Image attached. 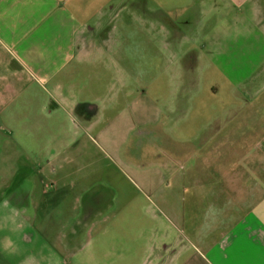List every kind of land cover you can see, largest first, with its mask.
Instances as JSON below:
<instances>
[{
	"label": "rangeland",
	"instance_id": "rangeland-1",
	"mask_svg": "<svg viewBox=\"0 0 264 264\" xmlns=\"http://www.w3.org/2000/svg\"><path fill=\"white\" fill-rule=\"evenodd\" d=\"M75 1L78 14L66 22L83 25L88 41L77 49L81 77L71 81L68 98L96 106L99 132L81 147L85 162L54 173L58 161L45 162L33 218L0 208V264H156L169 256L168 264H264V155L253 131L264 120L257 92L264 89V0ZM181 16L186 27L170 43L155 27ZM203 43H211L212 57L194 75L186 62L194 64L195 53H185ZM185 70L193 76L184 112L174 89ZM156 124L159 137L190 145L183 156L135 170L117 158L126 138ZM115 156L120 176L111 171ZM91 157L92 177L80 184L76 170ZM96 184L114 189V207L73 254L64 234L80 214V195ZM189 216L201 218L204 240Z\"/></svg>",
	"mask_w": 264,
	"mask_h": 264
},
{
	"label": "crops",
	"instance_id": "crops-1",
	"mask_svg": "<svg viewBox=\"0 0 264 264\" xmlns=\"http://www.w3.org/2000/svg\"><path fill=\"white\" fill-rule=\"evenodd\" d=\"M77 14L75 0H0V208L17 216L36 215L30 208L34 207L35 182L44 176L40 170L45 162L58 161L51 164L49 173L74 162H85L81 147L91 143L94 139L91 136L99 132L96 120L77 119L78 105L68 98L74 95L71 81L81 77L78 69L82 62L77 49L81 50L84 41H88L81 35L83 25L66 22L68 15L74 18ZM191 52L195 53V66L200 65L202 60L211 59V43H203L200 50L190 48L185 55ZM197 69L194 67V75ZM174 91L175 106L185 107L184 112L187 111L192 93L184 76L177 81ZM257 123L253 129L257 138L255 148L264 155V120ZM25 136L27 142L23 140ZM131 141L130 136L120 144L117 158L135 170L144 163L136 153H129ZM92 158L76 170L80 184L92 177L86 169L95 164ZM110 161L112 173L118 176L124 173L116 156ZM167 161L165 158L148 163L167 167ZM48 192L51 190H44V194ZM81 198L82 194L77 200L80 212ZM186 223L192 232L194 225L200 226L194 230L196 239L206 238L201 218L189 216Z\"/></svg>",
	"mask_w": 264,
	"mask_h": 264
},
{
	"label": "flooded vegetation",
	"instance_id": "flooded-vegetation-1",
	"mask_svg": "<svg viewBox=\"0 0 264 264\" xmlns=\"http://www.w3.org/2000/svg\"><path fill=\"white\" fill-rule=\"evenodd\" d=\"M184 20L185 19L181 16L180 18L176 19L175 22L171 24L170 19L166 18L164 21L165 23L163 25H160L161 27H159L158 29L157 27L155 28L157 31H163V29H165L167 31L166 35H168V39L170 43H175L174 40L178 37V35L182 34L183 32L182 29L186 27L184 26L185 24ZM191 53L192 54L185 55V57H189V55H193V52ZM195 61L196 60L194 59V62ZM186 63L189 65V67L187 68L188 70L195 67V63L194 64H192L191 62H186ZM190 73L191 72L185 70L184 78L186 79V83L193 76V75H190ZM257 92L260 96L264 97L263 88H260ZM96 113H97V109H96V106L93 104H90V105L78 104V106L75 109V115L77 119L83 122H87L88 120H90V118L92 120L96 116ZM161 127H162L161 124H156V125H150L148 127H143L139 129V132L132 136V141L129 147V150H130L129 153L130 154L131 152L136 153V156L139 157V159L143 163L150 162L153 160H156V161L164 160L167 156L168 157L170 156L171 158H174V159H179L178 157L179 155L183 156L182 154L183 148L190 147V145L184 146L185 144L182 145L179 143H175L168 137H159L158 133H160ZM163 148L165 149L164 152L163 150H161ZM192 150H193L192 152H195L196 148L195 147L193 148L192 146ZM187 153H191V151H187ZM67 250H70V249H67ZM72 253L74 254V252ZM156 259H157L156 264H168L169 261L172 260L170 256L166 259H162L159 257Z\"/></svg>",
	"mask_w": 264,
	"mask_h": 264
},
{
	"label": "water",
	"instance_id": "water-1",
	"mask_svg": "<svg viewBox=\"0 0 264 264\" xmlns=\"http://www.w3.org/2000/svg\"><path fill=\"white\" fill-rule=\"evenodd\" d=\"M104 184H96L81 198V212L64 234L67 249H80L82 238L92 223L106 215L114 207L115 192Z\"/></svg>",
	"mask_w": 264,
	"mask_h": 264
},
{
	"label": "trees",
	"instance_id": "trees-1",
	"mask_svg": "<svg viewBox=\"0 0 264 264\" xmlns=\"http://www.w3.org/2000/svg\"><path fill=\"white\" fill-rule=\"evenodd\" d=\"M180 144V143H179Z\"/></svg>",
	"mask_w": 264,
	"mask_h": 264
}]
</instances>
